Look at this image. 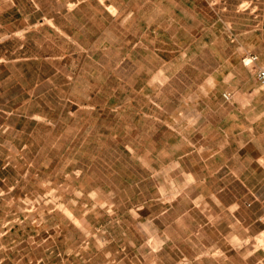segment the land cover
Returning a JSON list of instances; mask_svg holds the SVG:
<instances>
[{"label":"rangeland","instance_id":"374dc122","mask_svg":"<svg viewBox=\"0 0 264 264\" xmlns=\"http://www.w3.org/2000/svg\"><path fill=\"white\" fill-rule=\"evenodd\" d=\"M19 9L0 5V21ZM166 10L157 42L167 49L162 87L144 88L143 96L135 95L142 87H125L122 102L107 104L26 102L31 97L22 101L17 88L0 94L6 264H264V216L250 227L254 197L244 184H254L241 182L251 160L264 167V90L256 68L244 64L257 56L255 67L264 68V0H167ZM15 41L0 39V85L5 66L15 85L22 63L36 62L5 54ZM162 67L157 59L156 71ZM167 110L183 112L180 134L167 135ZM163 111L162 126L144 116ZM228 133L232 152L221 151ZM168 139L182 147L178 172ZM179 173L203 183L167 198V177Z\"/></svg>","mask_w":264,"mask_h":264},{"label":"crops","instance_id":"0c3cea01","mask_svg":"<svg viewBox=\"0 0 264 264\" xmlns=\"http://www.w3.org/2000/svg\"><path fill=\"white\" fill-rule=\"evenodd\" d=\"M0 1L4 8H20L17 17L6 13L8 16H3L4 21H0V39L16 40L14 50L11 43L4 46L5 54L13 55L14 62L36 60L34 64L22 63L21 70L16 69L19 76L15 75L17 78L14 80L18 81L15 85H12V70L5 66L2 71L4 84L0 85V94L11 95L12 88H17L22 90L18 95L22 101L27 95L31 97L26 102L107 104L122 102L125 87H142L143 89L135 92V95L143 96L146 91L144 88L162 87L167 82H157V75L167 77V61L161 57L167 55V49L165 46L157 47L161 31L167 30L164 26L167 22V0ZM27 6L32 7L30 13L24 12V7ZM161 20L164 21L163 26ZM7 55L4 57L5 62L9 58ZM157 59L162 61L163 67L156 71ZM128 73L131 77L126 75ZM28 85L32 90L27 91ZM17 92L19 91L16 90ZM149 101L159 103L157 100L153 101L152 97H149ZM70 114L78 116L77 112ZM182 114L181 110L175 115L172 110H167V135L181 133ZM228 115L237 119L234 110ZM144 116L154 120L158 126L166 124L162 122L166 116L164 111L158 115ZM230 129L235 133L236 127ZM248 130L250 128L246 127L240 133H246ZM231 144V135L228 133L227 145L222 147L221 151L225 147L230 151ZM181 150L180 144L167 140V158H178L174 163H170L174 172L181 169ZM234 158L235 155L232 154L229 161L231 159L233 162ZM248 166L249 175L241 179V182L254 184H244L254 197L253 212L249 218L250 227H253L258 223V217L264 216V167L258 164V158L251 160ZM251 167L254 169L251 170ZM231 172L236 175L235 166ZM243 175H246V172ZM198 181L194 175L186 173L167 177V182L172 184L170 189L167 188V198L187 195L188 188ZM199 182L203 183V180ZM195 198H203V193L200 192ZM172 209L174 205L167 209V215ZM176 221L178 224L186 222L180 218ZM11 230L12 228H9L4 235H8ZM24 261L22 258L19 263ZM5 262L6 258L0 259V264H6ZM29 262L34 264L33 260ZM35 262L47 264L48 258H39Z\"/></svg>","mask_w":264,"mask_h":264},{"label":"built area","instance_id":"2783aa9c","mask_svg":"<svg viewBox=\"0 0 264 264\" xmlns=\"http://www.w3.org/2000/svg\"><path fill=\"white\" fill-rule=\"evenodd\" d=\"M258 61L257 56H251L249 59L244 60V64L247 67L256 68L255 75L257 78L258 83L260 84L261 88L264 90V68H257L255 67ZM230 94H225V98L229 99Z\"/></svg>","mask_w":264,"mask_h":264}]
</instances>
